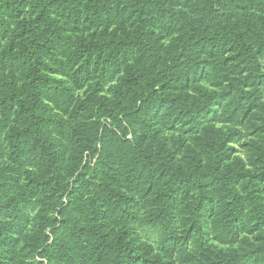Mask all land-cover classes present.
I'll return each instance as SVG.
<instances>
[{
    "label": "trees",
    "instance_id": "trees-1",
    "mask_svg": "<svg viewBox=\"0 0 264 264\" xmlns=\"http://www.w3.org/2000/svg\"><path fill=\"white\" fill-rule=\"evenodd\" d=\"M2 160L0 264H264V0H0Z\"/></svg>",
    "mask_w": 264,
    "mask_h": 264
},
{
    "label": "rangeland",
    "instance_id": "rangeland-1",
    "mask_svg": "<svg viewBox=\"0 0 264 264\" xmlns=\"http://www.w3.org/2000/svg\"><path fill=\"white\" fill-rule=\"evenodd\" d=\"M47 114L52 116V120L50 121L51 129L50 132L46 134L47 140L51 141L61 149L62 153L64 154V160L66 158V160L71 161L70 156L74 154L77 147H74L69 143L67 132L73 126H85L88 130H90V127H94L97 121L72 119L67 114H62L60 117H55V113L53 112H48ZM28 168V164L22 167H16L10 161H0V184H8L11 182V177H20L25 170H31ZM2 197L3 193H0V198ZM132 236L135 237V244L138 247L139 252H141L147 258L152 259L154 257H159L162 261L170 260L168 254L159 249L156 243V234L152 230L139 229L134 232ZM171 260H174V258ZM174 264H178L177 260Z\"/></svg>",
    "mask_w": 264,
    "mask_h": 264
}]
</instances>
